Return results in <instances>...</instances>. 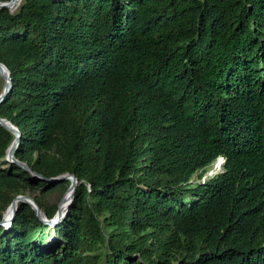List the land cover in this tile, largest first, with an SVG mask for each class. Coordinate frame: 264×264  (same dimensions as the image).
<instances>
[{
	"label": "trees",
	"instance_id": "obj_1",
	"mask_svg": "<svg viewBox=\"0 0 264 264\" xmlns=\"http://www.w3.org/2000/svg\"><path fill=\"white\" fill-rule=\"evenodd\" d=\"M0 62L15 157L77 178L55 225L18 202L0 264H264V0H21ZM13 138L0 125V219L70 184L4 160Z\"/></svg>",
	"mask_w": 264,
	"mask_h": 264
},
{
	"label": "water",
	"instance_id": "obj_2",
	"mask_svg": "<svg viewBox=\"0 0 264 264\" xmlns=\"http://www.w3.org/2000/svg\"><path fill=\"white\" fill-rule=\"evenodd\" d=\"M21 0H4L0 1V10L2 8H7L10 12H13L20 4ZM0 77L2 79V86L0 89V102L3 100L4 96L7 94V92L10 89L11 82H10V75L9 70L3 64L0 62ZM0 125L8 129L13 135L14 138L12 139L11 143L6 149V153L4 156V160L17 164L20 168L27 170L33 177L37 179H41L46 181L47 183H60L62 181L68 180L70 182L65 194L62 196L60 201L57 203V208L52 216V218H47L46 214L43 212V210L38 206L35 199L29 196L28 194H17L10 202V204L6 207V209L3 212L2 219H0V225L7 226L10 224L16 210L18 202H24L26 204H29L31 208L35 211L38 217H40L45 223L49 225H55L58 223L65 215L66 211L68 210L73 196L75 187L77 185V178L68 172L59 174L53 177H44L40 175L39 173L33 171L30 169V167L23 161L18 160L15 157V151L18 147L19 140H20V130L17 126L12 124L10 120L4 117H0ZM218 160V166L216 169L211 170V174H215L217 172H220L222 170V164L225 161V158L222 156H219L216 158ZM66 195L68 196L66 199ZM64 205L63 209L60 210L61 205Z\"/></svg>",
	"mask_w": 264,
	"mask_h": 264
},
{
	"label": "rangeland",
	"instance_id": "obj_3",
	"mask_svg": "<svg viewBox=\"0 0 264 264\" xmlns=\"http://www.w3.org/2000/svg\"><path fill=\"white\" fill-rule=\"evenodd\" d=\"M1 87V86H0ZM217 163V160H215L214 162H212L207 168L206 170L203 172L204 174L202 175V177L200 178V181H206L212 174L210 173L211 170H213V165ZM193 182L198 181V176L197 174H194L192 176L191 179ZM67 190V189H66ZM66 190H62L61 187H58L52 191H48L45 194H40V192L38 190H28L25 194H28L29 196H31L32 198H39L45 205L48 204H57L60 199L62 198V196L65 194ZM67 197V196H66ZM52 238L50 237L49 240H51Z\"/></svg>",
	"mask_w": 264,
	"mask_h": 264
},
{
	"label": "bare ground",
	"instance_id": "obj_4",
	"mask_svg": "<svg viewBox=\"0 0 264 264\" xmlns=\"http://www.w3.org/2000/svg\"><path fill=\"white\" fill-rule=\"evenodd\" d=\"M218 160H217V163H215L214 165H213V169H216L217 168V166H218ZM67 196V195H66ZM68 197V196H67ZM67 197H66V199H67ZM63 207H64V205L62 204L61 205V207H60V210H62L63 209Z\"/></svg>",
	"mask_w": 264,
	"mask_h": 264
}]
</instances>
